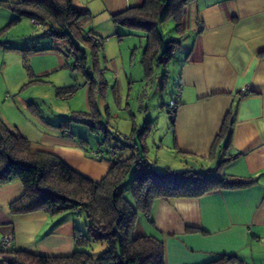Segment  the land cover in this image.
Masks as SVG:
<instances>
[{
  "label": "crops",
  "instance_id": "crops-1",
  "mask_svg": "<svg viewBox=\"0 0 264 264\" xmlns=\"http://www.w3.org/2000/svg\"><path fill=\"white\" fill-rule=\"evenodd\" d=\"M72 3L90 12L84 29L102 38L120 32L114 28L120 25L114 23L113 15L139 7L144 0ZM14 15L10 7L0 3V36L6 31L23 30V24L38 27L22 17L4 30ZM182 21L189 38L178 71L174 123L169 119L153 157L142 154L159 171L218 169L220 174L251 179L253 183L198 197L158 198L148 213L138 215L134 234L160 238L164 264H207L221 257L231 258L223 264H264V244L259 241L264 237V0H190ZM14 49L17 47L0 42L2 65ZM30 52L23 57L18 55L23 59L19 62L23 69L24 58L28 64L31 55L42 53ZM6 66L7 63L0 69V76L8 70ZM1 81L0 107L12 91H8L9 84ZM244 86L249 88L246 94L241 92ZM30 105L26 103L27 107ZM226 120L232 121L230 140L223 146L222 138L216 145ZM40 124V138L33 141L32 148L54 153L94 181L104 177L110 167L107 158L94 159L86 152L95 144L69 128ZM79 138L87 143L80 145ZM23 191L19 182L0 187V238L5 234L12 236L9 252L71 256L76 250L74 235L80 226L77 217L81 211L75 210L74 216L70 212L55 216L41 211L11 213L10 203ZM0 264L4 263L0 260Z\"/></svg>",
  "mask_w": 264,
  "mask_h": 264
},
{
  "label": "trees",
  "instance_id": "trees-1",
  "mask_svg": "<svg viewBox=\"0 0 264 264\" xmlns=\"http://www.w3.org/2000/svg\"><path fill=\"white\" fill-rule=\"evenodd\" d=\"M189 1L144 0L141 6L129 7L113 15L112 19L116 25L129 29L140 28L146 32L145 59L155 48L170 58L182 48L181 40H169L164 49L165 43L158 27L160 23L172 18L177 31L183 32L182 20ZM0 3L10 7L15 14L4 30L16 25L22 17L28 18L36 26L40 25L39 28H45L52 39L65 44L63 56L75 59L73 68L89 73L86 46L90 48L93 57H98V62L102 39L84 29L85 23L91 18L87 9L74 6L72 0H16ZM89 35L98 37L100 41L92 40ZM24 64L28 69L25 58ZM93 71L101 78L95 65ZM87 100L95 109L91 128L97 131L95 124L101 125L99 131L104 134L103 140L120 147L116 156H102L107 158L110 167L98 182L81 174L54 153L32 148L29 140L0 116V187L19 182L24 188L23 194L10 203L11 213L41 211L48 216H55L69 209L81 211L77 217L80 226L76 227L74 235L76 250L71 256L46 257L22 251L9 252V248L0 249V260L4 264H164L163 241L156 236L134 234L135 222L140 213H148L158 198L198 197L214 190L253 183L251 179L220 174L218 169L216 172L193 169L159 171L145 160L133 137L137 134L141 142L147 124L138 128L133 125V132L127 136L117 131L112 133L117 141L111 143L107 139L110 134L107 127L97 119L99 112L90 94ZM175 106L176 102L170 113L174 112ZM170 121L174 123L171 116ZM231 125L232 121L224 122L216 145L222 138L223 146L229 142ZM79 141L82 146L87 143L81 138ZM99 142L93 149L97 148ZM127 148L131 150L128 155H119ZM93 149H86V152L90 155ZM130 172L133 174L129 188L131 202L122 191V183ZM92 243L104 246L96 256L82 249L90 247ZM230 259L221 257L207 264H223Z\"/></svg>",
  "mask_w": 264,
  "mask_h": 264
},
{
  "label": "rangeland",
  "instance_id": "rangeland-1",
  "mask_svg": "<svg viewBox=\"0 0 264 264\" xmlns=\"http://www.w3.org/2000/svg\"><path fill=\"white\" fill-rule=\"evenodd\" d=\"M33 27L23 24V30L18 28V31H6L0 36V42L19 48L12 50L10 59L4 61L3 65L0 63V69L5 63L8 68L4 76H0V84L3 80L10 85L8 91L12 90L0 107L6 122L8 120L10 126L25 135L30 146L40 138L37 135L41 131V122L55 128H69L76 135L85 137L91 145L96 144L103 140L104 134L99 131L101 125L95 124L97 131L90 126L95 110L87 100L90 94L99 112L97 119L110 133L107 139L116 143L117 138L112 135L116 130L127 136L133 132V125L138 128L147 124L149 126L142 140L145 150L141 148L137 134L133 137L139 152L153 157L169 126V111L177 100L178 71L186 52L189 32L185 30L179 33L175 21L168 18L158 27L165 43L164 49L171 39H180L182 48L170 58L162 54V50L155 48L145 59L146 32L140 28L115 26L119 33L113 36L103 35L101 38L98 62V57H93L90 48L83 45L87 49L86 66L89 73H86L80 68L72 67L75 61L73 58H67L68 66H65L62 55L65 44L52 39L45 28ZM31 49L42 53L31 55L28 70L23 69L19 64L23 59L18 58V55L31 54ZM94 65L101 78L93 71ZM26 103L31 104L30 107ZM128 154L129 148L119 155ZM132 176L130 172L122 183L123 194L130 202ZM65 212L75 215L73 209ZM103 247L92 243L90 247L82 249L96 256Z\"/></svg>",
  "mask_w": 264,
  "mask_h": 264
},
{
  "label": "built area",
  "instance_id": "built-area-1",
  "mask_svg": "<svg viewBox=\"0 0 264 264\" xmlns=\"http://www.w3.org/2000/svg\"><path fill=\"white\" fill-rule=\"evenodd\" d=\"M37 26L40 27V25H37ZM89 37L92 40H95L97 42L100 41V39L95 37V36L89 35ZM248 91H249V88L247 86H244L241 89V92L243 94H246ZM170 116H171L172 119H174V117H175L174 112H171ZM119 149H120V147H116V146L110 144L109 142H106V141L102 140V141L99 142V144H98L96 149H93V150L90 151V155L94 159H100V158H102V156H112V157H114V156H116L117 153H119ZM259 241L262 244H264V237H260ZM11 243H12V236L10 234L3 235L0 238V249H8V248H10Z\"/></svg>",
  "mask_w": 264,
  "mask_h": 264
}]
</instances>
